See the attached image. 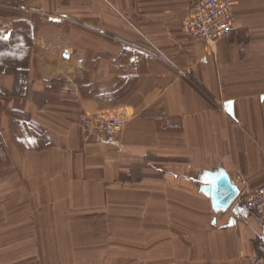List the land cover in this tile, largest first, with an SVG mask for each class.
Listing matches in <instances>:
<instances>
[{"label":"crops","instance_id":"obj_1","mask_svg":"<svg viewBox=\"0 0 264 264\" xmlns=\"http://www.w3.org/2000/svg\"><path fill=\"white\" fill-rule=\"evenodd\" d=\"M193 1L0 0V139L11 168L25 200L46 210L137 219L148 238L133 246L104 227L124 241L107 258L132 247L133 264L264 256L260 217L244 204L264 186V0H229L236 26L212 43L183 31ZM81 113L115 116L120 131L86 135ZM205 171L239 187L227 209L200 191Z\"/></svg>","mask_w":264,"mask_h":264},{"label":"rangeland","instance_id":"obj_2","mask_svg":"<svg viewBox=\"0 0 264 264\" xmlns=\"http://www.w3.org/2000/svg\"><path fill=\"white\" fill-rule=\"evenodd\" d=\"M45 207L25 200L22 179L11 168L0 139V264H133L136 247L122 250L127 258L106 257L112 244L124 241L112 239L104 227L131 246L140 237L148 238L137 234V219L106 220L91 214L74 218L73 206L66 203ZM78 222L87 229H76ZM145 222L151 224V219Z\"/></svg>","mask_w":264,"mask_h":264},{"label":"built area","instance_id":"obj_3","mask_svg":"<svg viewBox=\"0 0 264 264\" xmlns=\"http://www.w3.org/2000/svg\"><path fill=\"white\" fill-rule=\"evenodd\" d=\"M235 26L229 0H194L182 21L184 32L208 43L228 34ZM78 118L80 129L86 135L115 137L121 128L117 117L104 113H82ZM244 204L260 217L264 244V186L250 190L244 196ZM243 264H264V256L252 254Z\"/></svg>","mask_w":264,"mask_h":264},{"label":"water","instance_id":"obj_4","mask_svg":"<svg viewBox=\"0 0 264 264\" xmlns=\"http://www.w3.org/2000/svg\"><path fill=\"white\" fill-rule=\"evenodd\" d=\"M224 109L227 114L233 116L232 102L226 101ZM201 181L200 191L210 197L213 208L225 210L236 199L239 194V187L223 171L203 172L199 177Z\"/></svg>","mask_w":264,"mask_h":264}]
</instances>
